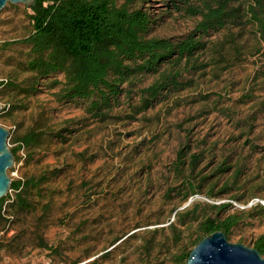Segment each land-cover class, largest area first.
<instances>
[{
  "label": "rangeland",
  "instance_id": "1",
  "mask_svg": "<svg viewBox=\"0 0 264 264\" xmlns=\"http://www.w3.org/2000/svg\"><path fill=\"white\" fill-rule=\"evenodd\" d=\"M184 3L134 0L151 15L149 37L156 38L194 29L200 18L178 10ZM233 4L241 17L204 37L201 70L182 67L179 91L138 112L139 90L159 76L147 75L98 119L83 102L58 100L61 85L52 84L63 74L41 80L31 96L9 86L30 76L20 68L28 49L1 44L30 33L31 10L8 3L0 11V81L9 82L0 87V126L10 132L9 148L30 130L63 132V139L22 149L8 170L12 180L51 174L30 192L32 210L5 215L0 264H187L182 257L193 250L199 223L228 214L241 216L228 240L253 247L264 234V41L248 12L254 0ZM181 149L187 156L178 172ZM193 155L200 161L192 172ZM225 203L232 206L215 207ZM188 210L197 219L178 224L175 214Z\"/></svg>",
  "mask_w": 264,
  "mask_h": 264
},
{
  "label": "trees",
  "instance_id": "2",
  "mask_svg": "<svg viewBox=\"0 0 264 264\" xmlns=\"http://www.w3.org/2000/svg\"><path fill=\"white\" fill-rule=\"evenodd\" d=\"M120 1L35 0L28 6L31 10L28 16L32 26L30 33L1 44L3 49L13 45H23L28 49L20 68L30 76L21 83H10L9 86L20 94L31 96L38 93L41 80L63 74V82L55 80L52 84L61 85L56 94L58 100L64 103L83 102L85 112L98 119L105 118L109 110L119 103L120 97L130 96L143 77L158 74L154 83L139 90L137 111L141 112L153 105L164 92L181 89L182 67L191 65L193 70H201L196 56L206 48L205 36L235 23L241 17V7L233 4L235 0H197L199 5L186 0L178 10L183 9L190 16L200 18L194 29L178 39L156 38L149 37L153 24L151 15L135 7L134 0ZM248 12L264 41V0H254ZM166 65L177 70L162 71ZM8 83L2 80L0 87ZM62 135V131L43 130H30L18 135L13 138L16 146L11 148L14 160L19 159L22 149L42 147L52 138L63 139ZM186 156L184 149L178 152V172L182 171ZM199 161L197 155L191 157L190 171L195 170ZM50 174L46 173L38 180H12L10 190L15 192V198L12 200L7 194L0 199V225L7 219L5 215L13 216L16 212L33 209L30 192L47 182ZM7 201L11 202L7 204ZM231 206V203H225L215 207L227 210ZM258 207L264 212V205L258 204ZM194 213V210L177 212V223L184 224L185 217L192 215L191 220L195 221L197 217ZM240 221L238 214H228L225 218H204L199 223L200 236L194 247L218 231L228 237ZM252 248L264 257V234L255 240ZM191 251L182 259L188 260Z\"/></svg>",
  "mask_w": 264,
  "mask_h": 264
},
{
  "label": "water",
  "instance_id": "3",
  "mask_svg": "<svg viewBox=\"0 0 264 264\" xmlns=\"http://www.w3.org/2000/svg\"><path fill=\"white\" fill-rule=\"evenodd\" d=\"M34 1L0 0V11L8 3L30 6ZM1 111L2 106L0 105ZM9 135L10 132L0 126V199L10 191L12 179L8 174V170L15 163L14 155L8 144ZM187 264H264V257L255 248L248 247L240 242H230L224 232L218 231L202 239L193 248Z\"/></svg>",
  "mask_w": 264,
  "mask_h": 264
},
{
  "label": "built area",
  "instance_id": "4",
  "mask_svg": "<svg viewBox=\"0 0 264 264\" xmlns=\"http://www.w3.org/2000/svg\"><path fill=\"white\" fill-rule=\"evenodd\" d=\"M264 203V202H263Z\"/></svg>",
  "mask_w": 264,
  "mask_h": 264
}]
</instances>
